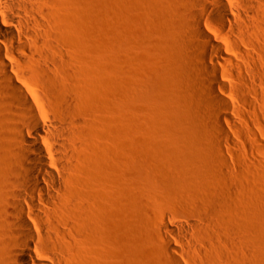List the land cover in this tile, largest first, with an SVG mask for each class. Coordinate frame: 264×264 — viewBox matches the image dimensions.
I'll use <instances>...</instances> for the list:
<instances>
[{
	"label": "rangeland",
	"instance_id": "1",
	"mask_svg": "<svg viewBox=\"0 0 264 264\" xmlns=\"http://www.w3.org/2000/svg\"><path fill=\"white\" fill-rule=\"evenodd\" d=\"M62 5L68 18L58 26L74 31L81 43L77 67L84 87L83 109L103 122L97 149L102 164L89 157L85 163L96 173L90 193L100 198L94 212L102 217L103 264H108L110 231L115 264H172L168 242L180 264H210L206 259L214 251L211 241L216 235L223 241L222 249L231 250V232L222 219H233L232 213L221 212L216 234L211 233V201L232 196L243 206L254 203L264 217V11L255 7L257 17L263 16L260 21L248 20L247 35L239 33L234 42L220 39L223 55L237 65L224 66L220 60L218 77L238 92L214 91L229 104V117L242 126L237 128L226 124L221 112L209 113V87L198 66L197 50L202 45L190 32L185 10L203 15L207 30L220 26L199 0H62ZM256 21L263 25L261 30L251 26ZM250 43L260 47L251 50ZM204 116L221 122L227 136L206 128ZM0 143L8 141L0 139ZM214 149L221 151V159ZM219 161L225 165L220 167ZM196 173H203L202 185L193 191ZM126 184L131 196L123 191ZM203 214L210 226L200 228ZM260 215L256 220L263 225L261 233L252 228L255 238L250 239L256 245L260 241L262 255L257 263L264 264ZM206 228L210 229L205 232ZM240 228L242 235L252 232L249 226Z\"/></svg>",
	"mask_w": 264,
	"mask_h": 264
},
{
	"label": "bare ground",
	"instance_id": "2",
	"mask_svg": "<svg viewBox=\"0 0 264 264\" xmlns=\"http://www.w3.org/2000/svg\"><path fill=\"white\" fill-rule=\"evenodd\" d=\"M199 4L211 12L214 23L220 26L207 30L203 26V15L185 10L191 20L190 32L202 45H198L199 42L196 45L202 47L197 50L198 66L206 80L203 83L209 87V113L221 112L226 124L238 128L241 124L229 117V104L214 91L216 88L222 94L236 89L218 77L222 71L217 68L221 66L220 60L224 66L232 63L227 55H223L225 50L220 39L228 38L234 42L239 33L247 35L248 20H259L264 15V0H199ZM255 7L263 12L262 16L257 17ZM66 18L68 11L62 0H0V139L8 141L6 145L0 143V264L104 262L105 256L100 250L104 238L99 228L102 217L94 212V204L100 202V198L90 193L96 173L93 175V170L91 172L85 164L95 158L101 163L97 149L103 122L94 112L83 109L84 87L77 67L81 64V43L74 31L58 26ZM259 21L251 24L256 31L264 25L258 24ZM226 29L230 30L229 34L224 33ZM231 44L226 47L230 48ZM257 46L260 47L258 43L246 45L251 50ZM251 86L254 89L255 85ZM203 122L210 131L227 136L221 122L209 117ZM124 135L129 137L127 133ZM217 151L221 156V151ZM221 162L219 166L223 167L225 163ZM202 174H195L193 191H198L202 185ZM123 188L124 193L131 196L130 184ZM235 196L241 198L239 194ZM231 197L210 203L213 210L211 233H215L221 212L233 214V219H222L225 229L231 232L228 238L231 250L222 249L223 241L216 235L211 241L214 251L211 250V257L206 254L209 256L206 260H211L208 261L210 264H236L238 260L258 264L257 256L262 255L259 249L262 246L260 241L257 242L260 246L256 245L253 230L260 231L259 227L263 226L256 220L260 211L254 203L243 206ZM229 204L232 206L228 207ZM203 216L200 228L208 224L209 217ZM245 226L252 232L244 231L245 235H242L240 229L243 228L240 227ZM236 230L239 233H234ZM245 236L254 242L246 241ZM113 239L110 231L106 246L108 264H115ZM167 247L171 263L180 264L172 243L168 242Z\"/></svg>",
	"mask_w": 264,
	"mask_h": 264
}]
</instances>
